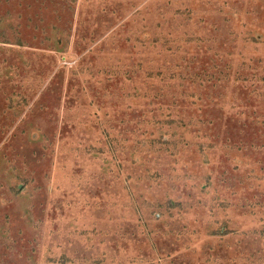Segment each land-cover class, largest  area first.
I'll use <instances>...</instances> for the list:
<instances>
[{
    "label": "rangeland",
    "instance_id": "374dc122",
    "mask_svg": "<svg viewBox=\"0 0 264 264\" xmlns=\"http://www.w3.org/2000/svg\"><path fill=\"white\" fill-rule=\"evenodd\" d=\"M0 264H264V0H0Z\"/></svg>",
    "mask_w": 264,
    "mask_h": 264
}]
</instances>
